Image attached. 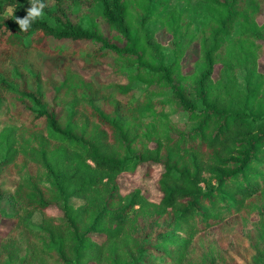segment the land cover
I'll return each mask as SVG.
<instances>
[{
	"label": "trees",
	"instance_id": "1",
	"mask_svg": "<svg viewBox=\"0 0 264 264\" xmlns=\"http://www.w3.org/2000/svg\"><path fill=\"white\" fill-rule=\"evenodd\" d=\"M52 1L22 32L29 0H0V101H14L0 127V264H231L207 234L238 231L244 264H264V0ZM82 5L96 20L68 16ZM39 55L60 80L41 76ZM139 167L159 169L158 200L121 192Z\"/></svg>",
	"mask_w": 264,
	"mask_h": 264
},
{
	"label": "rangeland",
	"instance_id": "2",
	"mask_svg": "<svg viewBox=\"0 0 264 264\" xmlns=\"http://www.w3.org/2000/svg\"><path fill=\"white\" fill-rule=\"evenodd\" d=\"M178 0H172V4L176 3ZM193 1V0H192ZM191 1V2H192ZM47 7L49 9L53 8V1L52 0H46L45 1ZM11 8L9 5L4 4L2 5V15H8V10ZM68 16L73 19V21L79 20L83 21L84 24L87 23V17H93L96 20V17H94V13L89 10V7L87 5H82L78 8H68L67 9ZM190 12L197 13L198 12V5L193 4L192 7L190 8ZM189 17H191V14H188ZM9 16V15H8ZM195 24L197 26H200L201 24L199 23L198 19L196 20ZM259 23H262L264 21V8L259 16ZM157 41L161 43L162 45H165L169 38L164 35L156 34L155 35ZM198 56V48L194 46L193 49H191L187 54H184L183 58L181 59V70L185 74H188L192 71V67L194 62L196 61ZM39 58L41 60V66H40V74L43 78L50 77L53 78L54 80H60L61 77L59 76L58 72L54 69L53 66H51L46 60H44L43 55H39ZM15 60V59H14ZM82 61L81 60H71L70 61V66L71 68L81 75L82 77L85 78L86 81H89L91 78L92 72H85L82 66ZM264 69V53L259 59L258 63V71H263ZM96 72L98 73L99 76L102 77L104 80H115L116 78L111 75L110 69L105 66H100L97 68ZM122 82L121 80H119ZM53 92L48 91L46 93V99L48 102H51ZM10 103L8 107V104L6 101H0V127L3 125H7L10 122L7 120L5 117V112L7 108L13 109L14 108V101L12 99H9ZM95 107H101V104L96 103ZM58 112V111H57ZM182 118L181 115H175L172 116L171 119L174 122L180 121ZM159 174V169L157 167L153 168L152 173L149 176L145 175V169L144 168H137L133 174H125L122 175L118 178V183L119 187L121 188V192L123 194H126L127 192H132L133 190H140L141 194L146 197L150 201L158 200L160 195L158 191V187L156 186L154 180ZM12 178L8 177L5 179V182L9 183L12 182ZM9 196L4 197V200H0V234L4 233L6 229L9 227L10 222L6 219H3L2 212L5 211V209H8L9 206ZM74 204H76V201H72ZM49 214L55 215L56 217H60V213L53 207H50L47 209ZM37 217L34 218L36 220ZM251 222H256L258 220L257 216H253ZM214 233V232H213ZM212 232H210L208 237H211L215 241H218L219 245L225 250V249H230L229 250V257L231 260V264H244L245 262L248 261L249 257L252 254V251L250 250L248 240L243 237L240 232H233L229 236H224V237H218L217 235H214ZM96 241L99 242L101 236H96L94 237Z\"/></svg>",
	"mask_w": 264,
	"mask_h": 264
},
{
	"label": "clouds",
	"instance_id": "3",
	"mask_svg": "<svg viewBox=\"0 0 264 264\" xmlns=\"http://www.w3.org/2000/svg\"><path fill=\"white\" fill-rule=\"evenodd\" d=\"M30 7L26 9V15L23 18L15 17V23L19 26L20 31H28L32 24L44 18V8L47 6L43 0H29ZM14 8H9L8 15L13 16Z\"/></svg>",
	"mask_w": 264,
	"mask_h": 264
}]
</instances>
